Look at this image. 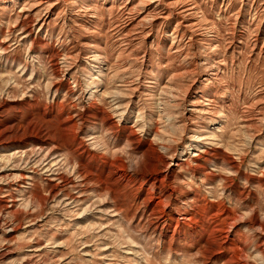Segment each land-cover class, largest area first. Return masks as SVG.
Here are the masks:
<instances>
[{
	"label": "rangeland",
	"instance_id": "1",
	"mask_svg": "<svg viewBox=\"0 0 264 264\" xmlns=\"http://www.w3.org/2000/svg\"><path fill=\"white\" fill-rule=\"evenodd\" d=\"M25 1L0 9V172L27 178L0 184L3 264H264V0Z\"/></svg>",
	"mask_w": 264,
	"mask_h": 264
},
{
	"label": "bare ground",
	"instance_id": "2",
	"mask_svg": "<svg viewBox=\"0 0 264 264\" xmlns=\"http://www.w3.org/2000/svg\"><path fill=\"white\" fill-rule=\"evenodd\" d=\"M20 0H0V9L2 11L6 10V9H10V11L14 10V8L16 7V5H18ZM27 1V2H26ZM24 6L28 7L27 9H31L34 7H44L45 10L51 8L54 5V0H26ZM57 1V0H56ZM56 4V3H55ZM46 12V11H45ZM46 14V13H45ZM19 16H17L18 18ZM16 18V19H17ZM17 22V20H15ZM21 25L20 28L22 29V31H24L25 34H28V30L25 27L24 22L20 23ZM43 25V23L40 25V27ZM23 152V151H22ZM20 152L18 150L12 152V151H2L0 153V161H6V162H10L11 160L14 161V159H16L17 154H19ZM48 160V159H47ZM20 164V163H19ZM27 166V165H26ZM21 169H19L18 167H9V168H3L0 172V184H2L4 182V180H2L3 177H15V179H19L20 183H23L24 180H26L27 178L21 173L20 171ZM53 171V170H52ZM51 171V172H52ZM72 171V170H71ZM74 171V170H73ZM81 173V182L80 183H84L86 181V179L89 177L84 176V174L82 172ZM143 173V172H142ZM141 173V174H142ZM144 175V173H143ZM110 176V175H109ZM92 177V176H91ZM29 178V177H28ZM60 180V179H59ZM119 181V180H118ZM18 182V181H17ZM78 183V184H80ZM2 187H0V192L2 191ZM81 190V189H80ZM108 196H110V192L109 189H105L104 190ZM84 193V192H83ZM28 195V200L26 199L29 204L35 203V201H40L34 194L29 193V191L27 192ZM56 195H54V191L50 190L49 192V197L50 198H45L44 202L46 201H55L56 200ZM58 200V199H57ZM56 200V201H57ZM13 201V200H12ZM68 201H72L75 202L76 199H73L72 197H68ZM15 202V201H14ZM61 202V201H60ZM59 202V203H60ZM39 203H43V202H39ZM66 204V203H65ZM27 205V204H26ZM62 205V204H61ZM68 205V204H67ZM9 206V205H8ZM10 208V209H9ZM12 208H14L13 204L11 205V207H0V225L1 223H4L5 220L8 218L10 219V223L16 224L18 222V218H16V214L17 212H15L14 210L12 211ZM86 211V210H85ZM11 227V226H10ZM10 227H1L0 229L5 233L6 229L10 228ZM14 230H16L14 227L12 228V231L14 232ZM4 240V239H3ZM2 242V238L0 239V264H3V262L6 260V258L9 256V251L5 248L1 246ZM12 253V252H11ZM23 259V258H22ZM16 264H25V263H21V262H17Z\"/></svg>",
	"mask_w": 264,
	"mask_h": 264
}]
</instances>
